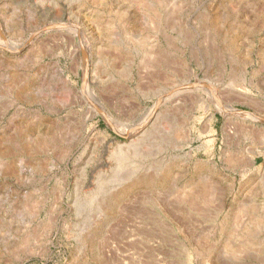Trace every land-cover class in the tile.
Masks as SVG:
<instances>
[{
    "label": "rangeland",
    "instance_id": "obj_1",
    "mask_svg": "<svg viewBox=\"0 0 264 264\" xmlns=\"http://www.w3.org/2000/svg\"><path fill=\"white\" fill-rule=\"evenodd\" d=\"M0 264H264V0H0Z\"/></svg>",
    "mask_w": 264,
    "mask_h": 264
},
{
    "label": "bare ground",
    "instance_id": "obj_2",
    "mask_svg": "<svg viewBox=\"0 0 264 264\" xmlns=\"http://www.w3.org/2000/svg\"><path fill=\"white\" fill-rule=\"evenodd\" d=\"M86 74H87V72H86ZM211 91H212V98H214V101L218 104V105H221L222 106V102L220 101V98L215 94V92H214V90H212L211 89ZM197 94V93H196ZM203 94V93H202ZM201 93L200 94H198L196 97H198V99H200V97H201V95H202ZM84 96H86V95H84ZM226 108V107H225ZM228 111H231L232 113L235 111L232 107H230L229 108V110ZM238 112H240L239 110H237ZM257 116V115H256ZM260 116V115H259ZM258 116V117H259ZM151 117V112L147 115V117L145 118V121L144 122H148ZM132 132V131H131Z\"/></svg>",
    "mask_w": 264,
    "mask_h": 264
},
{
    "label": "water",
    "instance_id": "obj_3",
    "mask_svg": "<svg viewBox=\"0 0 264 264\" xmlns=\"http://www.w3.org/2000/svg\"><path fill=\"white\" fill-rule=\"evenodd\" d=\"M47 27H43L41 30H45ZM41 30H38V31H36L35 33H33L32 34V36H31V38L33 37V36H35L38 32H40ZM160 102V100H158V103ZM123 137H126V135H122Z\"/></svg>",
    "mask_w": 264,
    "mask_h": 264
}]
</instances>
